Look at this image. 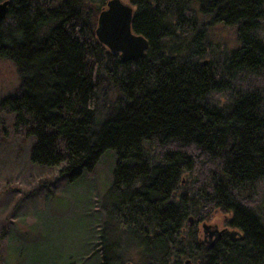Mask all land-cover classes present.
<instances>
[{"label":"trees","instance_id":"16d2710c","mask_svg":"<svg viewBox=\"0 0 264 264\" xmlns=\"http://www.w3.org/2000/svg\"><path fill=\"white\" fill-rule=\"evenodd\" d=\"M9 1L0 59L16 67L22 85L0 111L32 142L30 162L74 183L107 152L117 159L105 200L117 208L127 241L111 242L96 227L85 264H126L128 247L143 264L179 260L175 253L188 251L182 244L195 242L188 219L215 212L232 215L247 246L232 243L230 256L214 264H257L264 254L256 207L264 189V0H127L132 31L149 50L126 64L99 43L102 10L88 0ZM211 22L235 27L240 48H212Z\"/></svg>","mask_w":264,"mask_h":264},{"label":"rangeland","instance_id":"374dc122","mask_svg":"<svg viewBox=\"0 0 264 264\" xmlns=\"http://www.w3.org/2000/svg\"><path fill=\"white\" fill-rule=\"evenodd\" d=\"M121 1L130 6L127 0ZM88 2L102 10L109 0ZM206 34L214 49L230 53L240 48L235 27L212 23ZM262 36L264 40V29ZM19 78L16 67L0 59V102L20 92ZM13 121L12 115L0 111V264H85L86 242L96 227L108 232L111 242H126L115 222L117 208L105 200L115 154L107 152L91 175L70 183L58 169H42L30 162L32 142L14 133ZM256 207L264 214V190ZM204 219L208 225L226 228L230 217L215 212ZM198 230L202 239L201 225ZM124 259L126 264L147 262L134 247L126 249Z\"/></svg>","mask_w":264,"mask_h":264},{"label":"water","instance_id":"95a60500","mask_svg":"<svg viewBox=\"0 0 264 264\" xmlns=\"http://www.w3.org/2000/svg\"><path fill=\"white\" fill-rule=\"evenodd\" d=\"M10 1L0 3V24L9 13ZM133 9L121 0H109L97 21L96 37L121 63L139 62L149 50L148 41L132 31Z\"/></svg>","mask_w":264,"mask_h":264},{"label":"flooded vegetation","instance_id":"af4514ba","mask_svg":"<svg viewBox=\"0 0 264 264\" xmlns=\"http://www.w3.org/2000/svg\"><path fill=\"white\" fill-rule=\"evenodd\" d=\"M105 9H107V4L104 8H102V11ZM132 9L134 14V8L132 7ZM215 14L216 11H214L213 17L219 15ZM222 23L223 22L220 24ZM258 212L261 215L262 224H264V214L262 213L263 209L258 208ZM226 216L230 217V219L226 222V228H222L219 225H208L204 223L205 219L203 216L193 221L188 219L186 222V233L189 238H194L193 241L195 240V242H193V246L190 247L187 246V244H182V248H187L188 251L183 252V250H181L180 252L175 253V257L179 258V260L168 261L164 259V264H214L215 262H220L222 255H224V257L230 256L232 243H239L240 246L245 249L247 246L246 236L244 235L245 232L242 229L233 228L231 225L232 215ZM189 222H196L197 226L195 224L194 226H190L188 225ZM200 225L203 229L202 239L199 236L200 231L198 230V226ZM257 264H264L263 253L260 255Z\"/></svg>","mask_w":264,"mask_h":264}]
</instances>
